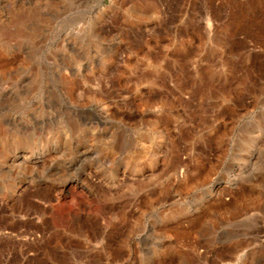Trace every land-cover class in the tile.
<instances>
[{"label":"rangeland","instance_id":"1","mask_svg":"<svg viewBox=\"0 0 264 264\" xmlns=\"http://www.w3.org/2000/svg\"><path fill=\"white\" fill-rule=\"evenodd\" d=\"M0 264H264V0H0Z\"/></svg>","mask_w":264,"mask_h":264}]
</instances>
